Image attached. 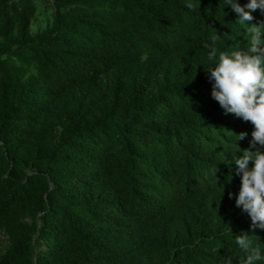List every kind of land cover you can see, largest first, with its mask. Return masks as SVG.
<instances>
[{"label": "trees", "instance_id": "1", "mask_svg": "<svg viewBox=\"0 0 264 264\" xmlns=\"http://www.w3.org/2000/svg\"><path fill=\"white\" fill-rule=\"evenodd\" d=\"M51 1L33 31L36 0H0V264H244L241 238L264 250L229 196L254 125L211 96L204 46L264 42V9L242 25L226 0Z\"/></svg>", "mask_w": 264, "mask_h": 264}, {"label": "clouds", "instance_id": "2", "mask_svg": "<svg viewBox=\"0 0 264 264\" xmlns=\"http://www.w3.org/2000/svg\"><path fill=\"white\" fill-rule=\"evenodd\" d=\"M226 3L242 25H255L249 23L252 11L264 9V0H248L243 5L238 0H226ZM186 7H194L192 0H186ZM259 35L253 31L247 49L217 51L215 36L211 37L212 44L204 46L208 49L207 59L212 61L208 68L211 96L225 114H234L254 125L250 147L237 150L242 155H236L237 151L232 153L241 184L238 194L229 193V196L235 195L236 206L250 216L254 228L264 229V42L258 39ZM246 135V132L238 133L236 141L243 140ZM250 161L253 162L251 167ZM237 243L246 253L244 264L264 259V250L259 246H253L245 238Z\"/></svg>", "mask_w": 264, "mask_h": 264}, {"label": "rangeland", "instance_id": "3", "mask_svg": "<svg viewBox=\"0 0 264 264\" xmlns=\"http://www.w3.org/2000/svg\"><path fill=\"white\" fill-rule=\"evenodd\" d=\"M37 12L32 21V30H42L50 25L53 21V5L51 0H36ZM6 238L4 235L0 236V247H4Z\"/></svg>", "mask_w": 264, "mask_h": 264}]
</instances>
